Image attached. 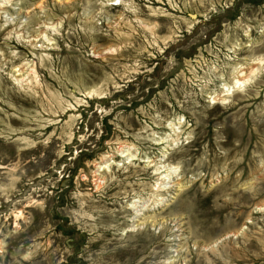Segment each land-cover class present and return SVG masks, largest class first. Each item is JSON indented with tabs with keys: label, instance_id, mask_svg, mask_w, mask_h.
<instances>
[{
	"label": "rangeland",
	"instance_id": "1",
	"mask_svg": "<svg viewBox=\"0 0 264 264\" xmlns=\"http://www.w3.org/2000/svg\"><path fill=\"white\" fill-rule=\"evenodd\" d=\"M0 264H264V0H0Z\"/></svg>",
	"mask_w": 264,
	"mask_h": 264
},
{
	"label": "bare ground",
	"instance_id": "2",
	"mask_svg": "<svg viewBox=\"0 0 264 264\" xmlns=\"http://www.w3.org/2000/svg\"><path fill=\"white\" fill-rule=\"evenodd\" d=\"M236 83L239 84V81H237Z\"/></svg>",
	"mask_w": 264,
	"mask_h": 264
}]
</instances>
